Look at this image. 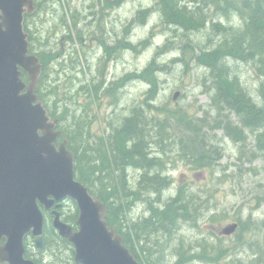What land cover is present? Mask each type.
Wrapping results in <instances>:
<instances>
[{
  "label": "trees",
  "instance_id": "obj_1",
  "mask_svg": "<svg viewBox=\"0 0 264 264\" xmlns=\"http://www.w3.org/2000/svg\"><path fill=\"white\" fill-rule=\"evenodd\" d=\"M129 1L133 0H93L91 7L100 6L101 9L99 13L93 10L91 14L102 16L99 21L101 23L95 25L99 29H105V23H109L110 12ZM33 2V11L25 15L24 29L28 34L30 52L37 56L41 65L36 93L51 119L56 122L62 139L68 142V149L74 154L76 178L106 205L105 218L109 226L122 236L124 245L139 264H192L194 260L212 262L210 258H213L217 243H211L208 239L198 241V254L195 250L197 244L193 246V243H187L185 238L179 235L183 226L191 222L196 228L199 227L204 217L203 210L208 208V201L203 202L197 193L191 192L189 185H180L174 194H170L171 197L163 198L165 192L171 191L175 184L174 178L166 172V164L170 163L171 159L167 158L164 147L176 145L179 158L195 170L213 168L223 158V152L216 142L217 136L209 134L205 128H210L218 122L216 116L207 122L206 117H192L183 110L170 109H162L164 120L155 116L150 112L152 108L148 105V97H155L158 89L151 64L140 74H136V77L148 78L152 87L146 93L143 103L131 107L128 116L122 114L118 119L110 121L111 123L107 121L106 130L104 129L101 135H96L92 131L90 112L93 111V98L98 101L102 94L112 98V114L118 110L122 97L119 88L124 87V79L122 77L111 82L108 75L110 68L106 70V61L112 59V63L117 56L120 57L125 52H138L147 39L133 43L130 39L132 26L144 24L150 14L157 12L165 28L171 31L170 34L175 33L179 37L178 31H182L186 42L179 61L189 67L192 59L207 70L208 78L212 82L213 112L228 111L237 120L236 124L227 117L219 124H222L226 134H233L232 136L238 139L241 138L242 130H249L255 139L254 156L263 161L264 169V0H156L153 8L140 9L137 12L123 33L124 36L118 37L113 44L108 43L107 31L104 33L105 39L103 36L101 39L98 37L100 49L104 52L99 60L103 68L99 69L98 75L100 73L103 76L96 83L93 75L91 84L82 82L77 90L72 89V82L69 87H65V80H70L71 77L79 80L73 75L82 64V52L76 42L82 43L83 35H86L85 38H91L92 35L80 32L78 36L81 38L77 37L78 41L71 35V26L83 23L76 6L77 0ZM212 6L227 17L229 10L234 9L233 12L238 13L242 24L235 28L213 20L211 29L222 33L223 38L216 46L207 48L195 43L191 37L194 32L202 33L207 29L210 18L205 9ZM60 14V26L63 25L62 27L69 31L64 37L69 43L61 42L63 48H53L48 42V36L41 34L36 19L45 26L50 17L51 26L57 22L56 15ZM94 37H97V34ZM228 60L252 63L256 75L262 80L258 89L262 103L256 102L250 96L240 77L227 64ZM87 68L89 73L94 70L91 62H88ZM85 69L81 68L82 71ZM78 94H84V100H88L87 105L79 104L76 98ZM154 118L156 120L153 125ZM170 124L174 129L168 127ZM169 129L173 130L174 140ZM232 129H235V132ZM140 206L146 208L147 212L142 216L139 213L135 217L134 211L136 207L140 209ZM65 208H60L63 221L76 230L78 208L73 202L70 212ZM44 218L43 246L36 252L31 249L30 242H26V257L33 259L36 264H76L74 248L54 228L53 215L44 212ZM209 219V222L216 223L225 219V215L214 214ZM220 240L222 239L218 237L221 243ZM45 251L51 253V259L46 260L43 257ZM58 251L61 255H58ZM63 252L65 254H62Z\"/></svg>",
  "mask_w": 264,
  "mask_h": 264
},
{
  "label": "rangeland",
  "instance_id": "obj_2",
  "mask_svg": "<svg viewBox=\"0 0 264 264\" xmlns=\"http://www.w3.org/2000/svg\"><path fill=\"white\" fill-rule=\"evenodd\" d=\"M237 1L242 2V0ZM92 2L93 0H77L76 6L82 15L83 23L76 24V26L73 24L70 29L71 35L73 34L77 41L80 32L92 34L90 35L91 38H85L86 35L81 36L83 37L82 43L76 42L82 52L80 67L86 69L82 71L81 68H78L73 73L74 77L79 80L73 77L70 80H65V87H69L70 82H72L73 90L80 89L82 82L86 85L91 84L93 75H95L96 83L101 80L103 75L101 76L100 73L98 75V72L99 69L103 68V65L99 60L104 52L100 49L99 38L101 39L103 36L105 39L104 33L107 31L108 43L113 44L118 37H122L123 33L126 32L128 24L134 20L140 9H149L156 5V0L129 1L120 8L111 11L109 23H105V29H99L95 24L101 23L99 21L102 16L101 14L92 15L91 12L94 10L95 13H99L101 7L92 8ZM205 12L210 16H208L210 24H207V29H204L202 33L194 32V36L191 37L195 43L201 44L202 47L216 46L223 38L222 33L214 32L211 29L213 20L235 28L242 24L237 12L229 10L227 17L218 12L215 6L205 9ZM159 16L157 12H153L144 24L132 26L130 39L133 43L137 44L147 39L145 44L137 50L138 52H125L122 56H117L112 63H110L112 59L106 61V70L108 67L110 68L108 74L111 78L110 81L114 82L123 77L124 87L119 88L122 97L118 103V110L114 114H112L114 109L111 107L113 101L111 97L102 94L98 101L93 98V111L90 112V119L93 121L92 131L96 135H101L102 131L108 127L107 121L111 123L122 114L128 116V112L134 104L143 103L146 93L152 86L148 78H138L136 74H140L151 64L153 66L152 74L158 83V89L155 97H148V105L150 109L152 108L150 112L162 118L165 117L162 109L183 110L192 117H206L207 122L213 116L218 119L216 124L210 128H205L209 134L217 136L216 142L222 147L223 158L213 168L195 170L179 158L176 145L164 147L166 155L171 159L169 165L167 164L166 169L168 171L166 172L172 174L171 177L174 178L175 184L172 189L170 188L171 191L165 192L163 198L168 199L170 194H174L180 185H189L191 192L197 193L203 202L208 201L206 203L208 208L203 210L204 217L199 223V227L196 228L191 222L189 225L183 226L182 234L179 235L183 236L187 243H193V246L197 244L195 248L197 253L200 249L198 241L209 239L210 242L218 245L215 246L216 251L212 255L213 258H210L212 262L194 260L195 262L192 264H264V169L263 161L254 156V136L247 129L242 130L239 139L232 136L233 134L230 136L226 134V130L219 122L230 117L237 124L236 117L228 111L224 113L213 112L212 82L208 78L207 70L201 68L192 59L189 68L184 62L179 61L186 40L182 36V31H178L179 37L175 33L170 34L171 31L165 28ZM55 20L57 22L49 26L51 22L49 17L48 24L44 26L36 19L41 34L44 37L48 36L50 45L53 48H63L61 42L69 43L64 38L65 33L68 34L69 31L66 27H62L63 25L60 26L61 14L60 16L56 15ZM95 34L97 37H94ZM169 38L172 40H168ZM153 60L156 62H152ZM88 62H93L91 67L94 70L90 73L87 70ZM227 64L231 66L233 72H237L236 74L240 77L242 85L248 90L250 96L256 102H261L258 89L262 80L256 75L252 63L228 60ZM76 94L75 92L74 95ZM76 98L79 100V104L87 105L88 100H84V94L82 96L78 94ZM125 109L126 111H124ZM155 120L154 118L153 125ZM162 120L164 119L162 118ZM168 127L174 129L171 124ZM150 129L156 135L154 129L152 127ZM171 129L169 131L173 135L172 140H174L175 136ZM232 131L235 132V129ZM159 133H161L160 130ZM156 152L158 153V151ZM65 207L66 211L70 212L72 202H67ZM145 209L142 206L140 209L136 207L134 216L137 217L139 213L141 216L145 215L147 212ZM214 214H223L225 219L216 223L209 222V217ZM238 222L241 225L236 233L231 236L222 234L225 228ZM218 237L222 239L220 240L221 243L218 241ZM30 244L31 249L37 252L38 250L32 246V241ZM48 252L43 253L46 260L51 259V253ZM218 252L219 254H217ZM58 255H61V252L58 251Z\"/></svg>",
  "mask_w": 264,
  "mask_h": 264
},
{
  "label": "water",
  "instance_id": "obj_3",
  "mask_svg": "<svg viewBox=\"0 0 264 264\" xmlns=\"http://www.w3.org/2000/svg\"><path fill=\"white\" fill-rule=\"evenodd\" d=\"M33 9V0H0V263L36 264L25 256V238L31 234L42 247V206L55 208L54 228L74 245L77 264H139L105 220V204L76 179L68 142L56 145L62 133L35 92L41 65L24 30ZM68 199L79 210L77 231L57 211Z\"/></svg>",
  "mask_w": 264,
  "mask_h": 264
},
{
  "label": "bare ground",
  "instance_id": "obj_4",
  "mask_svg": "<svg viewBox=\"0 0 264 264\" xmlns=\"http://www.w3.org/2000/svg\"><path fill=\"white\" fill-rule=\"evenodd\" d=\"M188 2V1H187ZM191 2V1H190ZM232 9V8H231ZM222 10V9H221ZM232 11V10H231ZM233 11H234V9H233ZM83 12V11H82ZM221 12V11H220ZM236 12V11H235ZM84 13V12H83ZM233 13V12H232ZM222 15V14H221ZM82 16V15H81ZM84 17V16H83ZM90 17V16H89ZM231 17V16H230ZM137 20V19H136ZM222 20V19H221ZM85 21V20H84ZM142 22V21H141ZM87 28V27H86ZM109 31V30H108ZM124 36V35H123ZM129 37V36H128ZM122 38V37H121ZM146 40V39H145ZM144 41V40H143ZM110 43V42H109ZM186 60V59H185ZM92 64H93V62H91ZM190 63V62H189ZM189 63H187V64H189ZM93 68V67H92ZM187 68H189V67H187ZM252 70V69H251ZM237 73V72H236ZM138 76V75H137ZM208 80V79H207ZM245 83V82H244ZM205 84V83H204ZM246 131V130H245ZM180 133V132H179ZM173 147V146H172ZM222 148V147H221ZM163 149V148H162ZM158 151V150H157ZM176 152V151H175ZM167 158H168V156H167ZM167 163V162H166ZM167 165V164H166ZM168 165H169V163H168ZM177 192H178V190H177ZM171 197V196H170ZM149 214V213H148ZM180 234V233H179ZM182 234V233H181ZM181 236V235H180ZM179 236V237H180ZM176 241V240H175ZM178 243V242H177ZM176 247H178V246H176ZM172 248V247H171ZM179 248V247H178ZM187 248H188V246H187ZM196 250V249H195ZM167 251V250H166ZM171 251V250H170ZM168 252V251H167ZM178 252V251H177ZM190 253V252H189ZM188 253V254H189ZM197 253V252H196ZM199 254V253H198ZM169 256V255H168ZM173 259V258H172ZM192 259V258H191ZM174 260V259H173ZM193 262V261H192Z\"/></svg>",
  "mask_w": 264,
  "mask_h": 264
},
{
  "label": "flooded vegetation",
  "instance_id": "obj_5",
  "mask_svg": "<svg viewBox=\"0 0 264 264\" xmlns=\"http://www.w3.org/2000/svg\"><path fill=\"white\" fill-rule=\"evenodd\" d=\"M49 213H52V211H49Z\"/></svg>",
  "mask_w": 264,
  "mask_h": 264
}]
</instances>
